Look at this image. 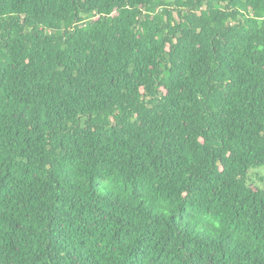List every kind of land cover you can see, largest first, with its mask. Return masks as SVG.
<instances>
[{"label":"trees","instance_id":"16d2710c","mask_svg":"<svg viewBox=\"0 0 264 264\" xmlns=\"http://www.w3.org/2000/svg\"><path fill=\"white\" fill-rule=\"evenodd\" d=\"M262 166L264 0H0V264H264Z\"/></svg>","mask_w":264,"mask_h":264},{"label":"rangeland","instance_id":"374dc122","mask_svg":"<svg viewBox=\"0 0 264 264\" xmlns=\"http://www.w3.org/2000/svg\"><path fill=\"white\" fill-rule=\"evenodd\" d=\"M172 16L177 18L176 12L173 11ZM246 184L264 189V166L251 169L248 173Z\"/></svg>","mask_w":264,"mask_h":264}]
</instances>
